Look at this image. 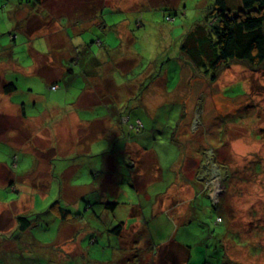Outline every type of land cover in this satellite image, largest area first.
Returning a JSON list of instances; mask_svg holds the SVG:
<instances>
[{
    "label": "rangeland",
    "instance_id": "374dc122",
    "mask_svg": "<svg viewBox=\"0 0 264 264\" xmlns=\"http://www.w3.org/2000/svg\"><path fill=\"white\" fill-rule=\"evenodd\" d=\"M45 1L49 2L51 0ZM133 1H135L134 10L138 9V11L129 15V18L125 16L121 9L122 6L125 7V3H123L124 0H112L114 11L109 13L108 17H115L116 19L119 17L120 20L125 19V21L131 24V29H133L134 32H138L139 30L137 31V25L132 19L139 20L140 18L141 22L144 24L142 29H145L148 33L150 32L156 40H159V33L164 31L168 33L169 28L167 26H164L161 30L156 28V20L159 26H162L163 21V24H167L170 28H175V31H177V28H180L179 24L183 21L184 29L186 31L189 29L190 31L194 24H199L198 21L203 20V17H205V22L206 15L212 8L211 6L214 0ZM13 2V0H0V66L4 65L11 70L3 72L5 75L2 73L0 78L3 80L5 77H9V80H16L17 86L20 88L21 92L18 91L8 98L13 103L24 104L28 115L34 114L31 107L28 105L29 101L37 98L39 105H37L36 108L38 112H41L43 118L41 117L39 120L26 123V121H22V115H19L18 109H16V112L13 114L11 109L8 108V110H5L7 115L4 113L3 109V113L7 116V119H9L12 129L8 131L7 137L3 134L0 136V161L10 167H7L10 172L12 171L21 176L15 185L18 192H21L23 186H26L28 189L25 187V192L17 203H5L0 201V225L2 226L1 228L4 229H0V264H31L29 258H27L31 254L29 252H37L41 257V252L44 251L45 253L50 252L51 254L47 259L49 262H46V260L39 261V264H69L66 262H57L55 258L59 254L63 257V253H71L73 249L75 251L77 250V259L75 255L72 254L76 264H86L89 256L88 253L91 251L88 247L89 234L83 233L82 230H80V225L74 226V224L68 223L60 224V233H58L60 221L58 217L52 213L51 209H49V206L55 201V194L53 192L46 197L44 190L49 185V182H51L52 189L54 190L56 187V191H58L57 183H62L60 197L65 200L62 201L71 204L73 209L72 213L77 211V207L78 210L82 211H79V213H83L85 203L87 201H95L93 193L86 196L85 190L89 188L91 184L97 189L101 187L98 182L100 173L95 172L93 175L90 174V172L92 169L91 167L94 168L93 170L99 171L98 168L103 164L102 158L105 152H109L108 156L110 159V167L108 166L109 169L107 170L108 177L113 174L114 170H117L114 179L119 183L120 192L117 197L114 198V194L111 193L112 187L110 186V193L108 194V199H113L121 203V208L117 209V212L115 211L116 216L122 217V219L125 220L128 215L127 220L133 221L138 217L136 214L139 212V208H133L132 205H139L142 218L146 219L151 206L142 199L143 194L137 197L136 193L128 188V182L134 185L135 180L131 182L129 172L123 166L128 155L121 152L125 151L124 144H126V141L128 139L130 140V138H135L134 144L153 146L158 153L164 173L161 179L158 178L155 180L157 183L149 185V193L154 195L155 193L167 192V196H170L172 199L179 198L184 200L185 197L191 194L192 190L188 193L184 188L186 185L182 186L180 181L176 184L172 183V181L177 179L173 177V166L167 169L166 163L163 161H171L176 156V151L170 146H174L178 151L189 143L195 144L196 148L200 147V153L193 147L196 151L194 154L196 155V159H198L196 161L198 163L190 162V165L185 166L188 169L184 170V177L190 181L192 178L196 177V187H200L204 192V194H199L198 199V203L204 204V216L202 218L206 221L207 219L209 220L211 214H213V217L217 216L213 203H220V206L224 208V210H222L223 212L233 215L232 232L229 234L231 240H229L228 237L224 242V249L227 251L228 255L227 259L233 262V264H264L263 74L246 65L232 64L228 68H225L219 80L214 85L207 84L203 79L196 78L197 82L193 85L192 92L194 95H192V97L198 98L194 106L197 109L190 116V120L188 119L187 122L182 121V123H180V131L177 132V135L184 133L185 130L186 132L183 138L180 136L172 138V134L175 132L173 128L181 119V111H185L187 106L180 102H166L162 104V106L147 104L136 112L138 115H132L130 121H124L122 119L123 121L121 122L123 123L125 136L121 138L113 137V134L116 132L115 130L108 133V131L111 130L110 128L105 132V135L101 136V138H97L101 134L100 130H98V132H96L97 129H95V131L91 130V125L85 122V127L88 130V135L85 139L84 127H78L79 131L77 132L75 129L76 125L70 120L72 114L83 117L84 110H72L69 104L77 95L76 91H78L79 87L83 86V84L76 80L74 85L71 86L69 82H67V85H64V83L62 85L61 82H58L53 89L50 88L51 85H47V80L52 79L55 74L58 76L60 75L57 69L58 67H55L56 65L52 63L53 58L58 56V53L53 54L51 49H47L44 41L36 39L28 40L25 38L26 36L20 34L18 31L20 26L15 19L11 20L9 17V15L13 17L11 11L15 6ZM108 2L107 0V3ZM180 2H182L183 5L182 14L177 12V15L174 14L173 16V8L181 4ZM102 3H105V0H53L49 4H55L52 11L55 18L68 16L70 11L76 10L79 7L83 9L90 6L80 11V17L84 18L97 12ZM131 4L132 3H128L127 5ZM106 6L108 7V5ZM228 6L231 10L236 11L238 7L241 6L240 0H228ZM117 9H119V11H117ZM76 13L77 16H79V13ZM166 14L172 15L175 19H172L171 23H168V20H166V22ZM152 15H154V19H152ZM19 17L23 18L20 12L17 13V18L19 19ZM172 22H174L175 25ZM27 24L32 27L29 20L25 23V27H22L23 30L30 28ZM48 26H52V23ZM16 36V41L12 42V39ZM70 37L74 40L72 41L73 44L79 43L78 37L71 35ZM158 42L157 44L164 45L165 39ZM5 48L7 49L5 50ZM156 53H158V51H156ZM67 54H69V51ZM9 59H11V61H8ZM224 81L225 83H223ZM220 84L221 87L219 86ZM218 87L221 89L225 99L221 97ZM172 92L173 91H171V94ZM0 95L7 96L4 94L2 88ZM201 101H203L204 104L203 109ZM4 106L2 102V108H4ZM79 110L80 112L78 113L77 111ZM87 116L90 115L88 114ZM116 118H119V116L117 115ZM59 119L62 120L61 123L65 126L63 129L58 128ZM137 119L140 120V123H138ZM78 124L84 125V122L81 121ZM114 124L115 123H112L110 127L114 126ZM129 125L134 128H131V126L129 127ZM187 125L188 128L185 127ZM16 126L18 130L12 131ZM39 127H43L41 136H32ZM137 128H139V130ZM58 130H60L62 136L65 137H69L70 135L74 136L76 133V137L73 138H77L74 147L78 149L81 144H84L88 148L87 151L85 152V150L82 149L83 153H76L77 150L73 153H69L66 147H62L59 148V155L55 156L54 160H51V154L49 152L42 154L39 149L35 148V150L29 151L31 156L39 160V165L35 171L32 172L33 167L31 164L24 162L25 165H23L19 163V160L22 162L23 156L27 157L28 155L21 150L23 149L21 146L24 137L21 139L20 135L22 136L28 133L29 136H31V143L39 148L41 147L40 145H42L40 143L42 140L41 138L46 137L48 140H53L52 133L58 132ZM11 131L12 133H10ZM6 132L7 131H5L4 134ZM93 137L100 140L93 143ZM55 140H58V138L55 137ZM172 140L177 141L175 143L178 144H173ZM16 156L18 158L19 168L14 170L9 164L15 160ZM180 156L181 153L177 152V157L180 158ZM46 157L50 158L49 161L52 164L51 169L48 166L50 162L46 160ZM28 160L31 161L30 158H28ZM130 163V165H132V162ZM193 164L195 165L193 166ZM16 166H14V168ZM129 167L133 168L134 166ZM140 174L144 177V170H142ZM2 175L3 173L0 168V185H7L5 182L7 178L3 179ZM6 175L10 179L13 177L12 173H10L9 176L8 174ZM25 175L27 176L21 179ZM113 176L110 181L113 179ZM65 180L70 181L71 185L76 188L69 187L66 183L63 185V181ZM144 180H146V178ZM199 184H201V186ZM182 187L183 190L181 191ZM34 193H37L40 197L36 196V198L33 199L35 196L33 195ZM17 195L16 192H10L8 196L14 198ZM80 196L82 197L79 198ZM29 209H32V215L29 216V219L30 221L33 220L35 225L28 229L25 234H22L26 238L25 242L29 241V247L26 246V251H24L26 256H21L16 259V256H12L11 253L13 248L16 249L15 246H21V243L17 244L20 240L4 243L2 240L14 225V215L16 213H24ZM102 214L105 217L107 216L105 211H102ZM112 214L113 213H110L111 217ZM218 221L219 220H217V222ZM161 222L162 224L166 222L164 217L160 219L157 218L155 225ZM223 223L224 222L218 227H212L210 224L208 226L210 235L218 237L219 233L224 228ZM133 224L135 225L137 223ZM196 226L198 230L195 232L199 234H204L206 232V230L203 231V228L201 232L199 229L201 226L199 224ZM3 231H5V233H2ZM75 232H77V235L71 239V236ZM193 235L195 234L190 235L191 238ZM125 236L126 240H123L125 243L124 253L131 254L135 252L137 255L136 258L133 259L132 264H137L139 261L140 264H150L149 251L147 252L144 249L145 236L138 233L134 234L133 238L130 237L129 233H126ZM33 237L39 240L37 246L33 244ZM52 241L60 243L62 250L58 251L59 254L51 248L53 245V243H51ZM101 243L104 244L103 241H101ZM212 243L214 244L215 242ZM47 246H50L53 251L49 250ZM218 249L219 248H217V250ZM101 250L103 251L104 249ZM105 252L116 256H118V254H123L116 244L105 248ZM213 252L214 249L211 247L210 253L212 254ZM219 253L221 257L222 251L220 250ZM163 258L164 257H160L159 259L163 260ZM10 259L13 263L10 262ZM62 260L65 261L64 258H62ZM216 260L217 261H214L212 264H222L218 258H216ZM209 261L208 259V264H211ZM227 261L228 260L223 261V264H228ZM129 262L130 261H127V263Z\"/></svg>",
    "mask_w": 264,
    "mask_h": 264
},
{
    "label": "crops",
    "instance_id": "0c3cea01",
    "mask_svg": "<svg viewBox=\"0 0 264 264\" xmlns=\"http://www.w3.org/2000/svg\"><path fill=\"white\" fill-rule=\"evenodd\" d=\"M42 1V11H49L52 16L55 17L52 12L55 4H49L53 0L49 2H46L45 0ZM108 1L109 2L107 3V0H105V3L101 4L100 9L98 8L97 12L92 13L87 17H80V11L89 8L90 6L83 9L79 7L76 10L70 11L68 16L56 17L57 21L52 23V26H48L51 24L48 22L49 24L46 23L47 25L43 23L40 27H37L39 31H37L36 36L40 38L39 40L44 41L47 49H51L53 54L58 53V56L53 58L52 63L56 65L55 67H58L57 69L60 75L58 76L55 74L54 77L47 80L46 83L54 84L56 82H62V79L66 78L64 75L65 67H63L62 62H67V60L71 61L72 59L76 60L75 63L70 66L72 73L68 75L69 85H74L75 81L78 80L83 86L79 87L78 91H76L77 95L69 104L71 105L72 110H84V116L79 117L72 114L70 120L76 125L75 129L77 132L79 131L78 127H84L85 139L88 135L85 122H87L88 125H91V130L95 131V129H97L96 132L100 130L101 134L97 138H101V136L105 135V132H107L109 128L111 130L108 131V133L115 130L116 132L113 134V137L121 138L125 135L123 125L120 123L119 118L126 117L127 121H130L131 116L138 115L136 112L147 104L162 106V104H165L166 102H180L187 106L185 111H181V119L173 128L175 132L172 134V138L175 136L183 138L184 133L186 132L185 130L184 133L177 135V132L180 131V123H182V121L187 122L188 119L191 118L190 116L197 109L194 106L198 101L197 97H192V95H194L192 92L193 85L197 80L192 82V85L189 83L190 69L184 63V59L179 55V46L184 37L185 30L183 21L179 24L180 28H177V31H175V28H170L167 24H163V21L162 26H159L158 21L156 20V28H159L160 30L164 26L169 28L168 33L166 31L159 33L160 39L156 40L153 34L142 29L144 24L141 22L140 18L139 20L132 19L137 25V31L139 30L138 32H134V30L131 29V24L125 21V19L120 20L119 17L117 19L115 17H108L109 13L114 11L112 0ZM123 3H125V7L122 6L121 9L127 18H129V15L132 13L138 11V9L134 10L135 1L124 0ZM128 3L132 4L127 5ZM106 5H108V7ZM179 5L174 8H179ZM14 11L15 10H13L12 13ZM117 11H119V9H117ZM76 12L79 13V16H77ZM154 18V15H152V19ZM173 24L175 25V23ZM70 35L78 37L79 43L73 44L72 41L74 40ZM93 37L96 39V42L87 45L86 39H93ZM162 39H165L164 45L157 44L159 43L158 41ZM83 49H87L88 52ZM68 51L69 54H67ZM81 51H83V56H79V52ZM156 51H158V53H156ZM5 71L11 70L4 65L0 66V76ZM3 74L5 75V73ZM1 79L2 78H0V80ZM2 81L3 80H1L0 83ZM223 83H225V81ZM219 86L221 87V84ZM1 88L0 84V93ZM218 89L221 93V97L224 98L221 89L219 87ZM171 91H173L172 94ZM4 94L7 96L0 95V136L3 134L7 137L8 131L12 129L9 119L4 115V113H6L5 110H8V108L11 109L13 114L16 112V109H18L19 115H22V121H26V123L39 120L41 117L43 118L41 112H38L36 108L37 105H39L37 98L29 101L28 105L31 107L34 114L28 115L27 110H25V107L21 103H13L9 100L8 97H11L12 94H6L5 92ZM2 102L5 105L4 108H2ZM201 102L203 109L204 104L203 101ZM77 112L79 113L80 110ZM88 114L90 116H87ZM117 115L119 118H116ZM81 121L84 122V125L78 124ZM137 121L138 123L140 122L139 119H137ZM61 122L62 120L59 119V129L65 127ZM112 123L115 124L110 127ZM185 127L188 128V125ZM42 128L43 127L37 128L32 136H41ZM15 130H18L17 126L12 131ZM5 131L7 132L4 134ZM12 131L10 133H12ZM52 134L53 140H48L46 137L41 138L42 140L40 143L42 145H40L41 147L39 148L31 143V136H29L28 133L23 134L22 136L20 135L21 139L24 137L22 139L24 145L22 143L21 147L23 149L21 150L23 153L26 152L25 154H28L26 159L33 167L32 172L38 167L39 160L38 158L31 156L29 152L30 150H35L36 148L39 149L42 154L49 152L51 154V160H54V157L59 155V148L62 147H66L69 153H73L76 150V153H83L82 149L85 150V152L88 149L84 144H81L78 149L74 147V144L77 142V138L73 139L76 137V133L74 136L70 135L69 137H65L62 136L61 131L58 130V132ZM55 137H57L58 140H55ZM92 140L94 143L100 139L93 137ZM134 141L135 138L128 139L126 144H124L125 151L121 153L128 155L126 160L132 162L134 166L133 168L129 167L128 169L130 170L128 172L131 181L135 180L133 186L136 193L139 196L143 194L142 199L147 201L151 206L150 212L147 214V217L151 219V222L145 221V219L142 218L141 212H138L136 214L138 217L135 218L133 222L129 221L130 224H126L122 232L123 235L129 233L132 238L133 235L137 233L144 235L145 249L156 242L154 241V234L157 231L163 230V226H161L162 222L158 224L159 226L155 225L157 218L160 219L161 217H164L167 220L169 219L173 221V223L178 226L184 224V227H188L193 222L198 208H204L202 203H198L199 194H204V192L200 187H196V177L192 178V182L184 177V170L188 169L185 166L190 165V162L198 163L196 162L198 159H196V155L194 154L196 151L193 149L195 144L189 143L186 144L184 148H180L179 151L174 146H170L176 151V156L171 161H163L166 163L167 169L173 166V177L177 179L172 181V183L176 184L180 181L182 186L186 185L184 188L188 193L192 190L191 194L183 200L179 198L172 199L170 196H167V192L156 193L154 195L147 193L146 190L149 188V185L157 183L155 180L158 178L161 179L164 171L158 153L154 147L134 144ZM175 142L177 141L172 140L173 144H178ZM196 149L197 152L200 153V147ZM177 152L181 153L180 158L177 157ZM108 153L109 152H105L104 157L102 158L103 164L98 168L99 171H95L93 170L94 168L91 167L90 174L94 175L95 172L100 173L98 182L101 187L97 189L91 184V187L89 186V188L85 190V195L93 193V195L97 197V199H100L101 202L108 199L110 186L112 187V194L115 192L118 194V192H120L119 183L116 187L117 182H114L116 181L114 177L117 170H114L113 174L108 177L107 170L110 167ZM28 158H30L31 161H29ZM46 160L49 161L50 158L46 157ZM24 162L25 161L22 160L23 165H25ZM194 165L195 164H193V166ZM48 166L51 169V162ZM123 166L126 167L124 163ZM7 167L9 166L0 161V168L3 173L2 178H7V181H5L7 185L12 181L17 183L20 176L17 178V175L12 171L10 172ZM142 170H144V177L146 180H144L145 178L140 174L142 173ZM10 173H12L13 176L11 179L6 175L8 174L9 176ZM26 176L27 175L21 179H24ZM112 176L113 179L110 181ZM67 185L71 187L70 181H68ZM199 185L201 186V184ZM4 186L6 185H0V187ZM182 190L183 187L181 188V191ZM135 207H137V205H135ZM202 215L204 216V211ZM213 218V214H211L209 223L213 221ZM217 219L215 220V223ZM133 223L137 224L134 225ZM123 238L126 240V236Z\"/></svg>",
    "mask_w": 264,
    "mask_h": 264
},
{
    "label": "trees",
    "instance_id": "16d2710c",
    "mask_svg": "<svg viewBox=\"0 0 264 264\" xmlns=\"http://www.w3.org/2000/svg\"><path fill=\"white\" fill-rule=\"evenodd\" d=\"M13 1L15 6L11 11H17L13 12V17L12 15H9V17L11 20H16L17 24L20 26V28H18V31L21 35L26 36L25 38L28 40L40 39L36 35L37 31H39L37 27H40L42 23H54L55 21H57L56 18L52 16L51 12L49 13L47 11H42V0ZM180 3L181 4L179 5V8H173V16L174 14L177 15V12L182 14L183 5L182 2ZM240 3L241 6H239L236 11H233L228 6V0H214L211 6L212 8L206 15L205 22V17H203V20L198 21L199 24H194L190 31L189 29L188 31L184 30V37L182 38L181 44L179 46V55L184 59V63L190 69V84L196 81V78H198L203 79L207 84L213 85L219 80L220 75L225 70V68H228L232 64L246 65L253 70L260 71L264 76V0H240ZM19 12L21 15H23V18H17V13ZM172 15L167 14L165 21L168 20V23H171L172 19H175ZM29 20L32 27L27 24L30 28L23 30L22 27H25V23ZM16 39L17 36L12 39V42H15ZM86 41V44L89 45L91 43L94 44L96 42V39H94L93 37V39H86ZM6 49L7 48H5V50ZM83 50L88 52L87 49ZM79 56H83V51L79 52ZM8 61H11V59H9ZM75 61V59H72L71 61L67 60V62H62L63 67H65L64 75L66 77L65 79H62V85L63 83L64 85H67V82H69L68 75L72 73L70 66H72ZM57 83L58 82L47 85H51L50 88L53 89L56 87L55 85ZM0 84L6 94L14 95L18 91H20V88L17 86L16 80H9V77H5ZM22 105L25 107L24 104ZM122 119H125L124 121H127V119L126 117H121V119L119 118L120 123L123 125V123L121 122L123 121ZM130 126L131 125H129V127ZM131 128L134 127L131 126ZM137 129L139 130V128ZM24 158L23 161H25V163H28L25 156ZM19 163L23 164L22 162H20V160ZM124 164L127 171L130 170L128 169L129 166H133V164L130 165L131 163L127 160L124 161ZM9 165L14 170L19 168L17 156L15 157V160H13ZM14 166L16 167L14 168ZM16 175L17 178H19L20 175ZM65 183L68 184L67 181H63V185ZM61 184L62 183H57L58 191H56V187L53 190L50 182L47 188L44 190V194L46 195V197L53 192L55 194V201L49 206V209H51L52 213L58 217L60 221L59 225H62V223L74 224V226L80 225V230H82L83 233L89 234L90 237L88 238V247L91 251L88 253L89 256L87 258L86 264L132 263L133 259H135L137 255L135 252L131 254L124 253L125 243L123 242V240L125 239L123 237L125 236V234L123 235L122 232L124 226L126 224H130V222L127 220L128 215L124 220L122 219V217H117L115 213V211L117 212V209L121 208V203H118L113 199H107L101 202L100 199H97V197H95V199L97 200L91 202L87 201L85 203V209L83 210V213H79V211L81 210H78V207L76 208L77 211H75V213H72L73 209L71 207V204L68 202H63L65 200L61 199L60 197ZM15 185L16 183L12 181L8 185L0 187V201H3L5 203H17L18 201H20L21 196L25 192L26 186H23L21 192H18ZM117 185L118 182L116 183V187ZM70 186L72 188H76L72 185ZM128 188L136 193L133 184H131L130 182H128ZM149 190L150 188H148L146 192L149 193ZM10 192H16L18 195L14 198H10L8 196ZM33 195H35L33 199H35L36 196H39L37 193H34ZM117 195L118 194L115 192L114 198L117 197ZM136 195L137 197L139 196L137 193ZM81 197L82 196H80L79 198ZM213 204L217 212V216L213 218V221H211V223H209L210 220L207 219L206 222L205 219L202 218V212L204 211L202 207L198 208L193 222L188 227H184V224L178 226L173 223V221L165 219L166 222H163V224L161 223V226H163V230L157 231L154 234V241L156 242L145 248V250L147 252L149 251L150 254V264H208V259L210 260L209 263L212 264L214 261H217L216 258H218L222 262V264L225 260H228V264H233V262H230V260L227 259V251L224 249V242L226 241L225 239L229 237V240H231L229 234L232 232L233 215L228 214L227 212H223L222 210H224V208L220 206V203ZM202 206L204 207V204H202ZM132 207L134 208L135 205H132ZM137 207L139 208L140 212L139 205H137ZM31 211L32 209H29L24 213H16L14 215V225L12 229L9 233H6L7 235L3 237L2 240L3 243L18 239L20 240L17 242V244L21 243V246H15L16 249L13 248L11 253L12 256H16V259L20 258L21 256H26V254L24 253V251H26L25 247H29V241L25 242L26 238L22 234H25L28 229L35 225L33 223V220L30 221L29 219V216L32 215ZM102 211L106 212V217L103 216ZM110 213H113L112 217L110 216ZM216 219L219 221H216L215 223ZM145 221L151 222V219L149 217H146ZM222 222H224V228L219 233L218 237L210 235V229L208 228V226L211 224L212 227H218ZM198 224L201 226V228H199L201 232L202 228L203 231L206 230L204 234L195 232L196 230H198V227L196 226ZM61 225L59 226L58 233H60ZM1 227L2 226L0 225V229L4 230ZM2 233H5V231H3ZM191 234L195 235H193V237L191 238ZM76 235L77 232H75L71 236V239ZM32 240L34 241L33 244L37 246L39 240H37L35 237H33ZM56 241L51 242L53 243L51 248L55 252H57V254H59L58 251H61L62 247L60 243ZM101 241H103L104 244L101 243ZM212 242L215 243L213 244ZM115 244L116 246H118L120 252L125 255L118 254V256H116L105 252V248ZM211 247H213L214 249V252L212 254L210 253ZM47 248L53 251L50 246H47ZM217 248L219 249L217 250ZM101 249L104 250L102 251ZM220 250L222 251L221 257L219 253ZM29 253L31 254L27 258H29L31 264H39V261L45 260L46 262H49V260L47 259L51 255L50 252L45 253V251L41 252V257L37 252ZM72 254H74L76 258L77 250L75 251L73 249L71 253H63V257L61 256V254H59L55 258V260L57 262L76 264V262L74 261L75 258L72 257ZM160 257H164L163 260H160ZM62 258H64L65 261H63ZM127 261L130 262L127 263ZM10 262H12L11 259ZM137 264H140V261Z\"/></svg>",
    "mask_w": 264,
    "mask_h": 264
}]
</instances>
